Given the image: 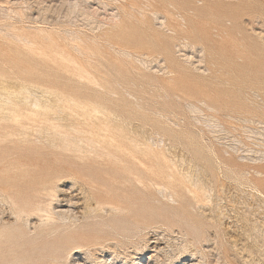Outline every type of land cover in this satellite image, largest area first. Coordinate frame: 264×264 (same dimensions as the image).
Returning a JSON list of instances; mask_svg holds the SVG:
<instances>
[{
    "label": "rangeland",
    "instance_id": "1",
    "mask_svg": "<svg viewBox=\"0 0 264 264\" xmlns=\"http://www.w3.org/2000/svg\"><path fill=\"white\" fill-rule=\"evenodd\" d=\"M125 1L0 0V85L24 83L83 103L104 102L143 132L163 178L158 185L145 181L125 188L105 174L107 166L100 164L105 159L50 147L34 132L29 143L20 144L13 124L0 123V225L13 226V185L22 192L14 196L18 201L33 198L24 193L28 186L52 181L62 190L56 199H78L79 188L88 190L86 174L98 182L93 193L104 201L112 195L116 201L107 202L123 209L116 213L103 204L100 215L106 219L77 221L61 238L68 242L90 233L114 239L100 253L83 249L96 253L100 263L116 258L114 264H264V0H198L204 22L196 43L185 47L186 41L162 26L164 9L153 2L156 9L139 4L142 22L131 19L115 27ZM119 31L132 37L126 44L130 56L114 42ZM55 52L82 64L89 60L97 87L55 63ZM40 201L47 207L50 199ZM37 220L31 217V228ZM114 243L118 246L111 249ZM9 244L13 239L0 246V264L13 258ZM23 248L17 257L33 251L31 245Z\"/></svg>",
    "mask_w": 264,
    "mask_h": 264
},
{
    "label": "bare ground",
    "instance_id": "2",
    "mask_svg": "<svg viewBox=\"0 0 264 264\" xmlns=\"http://www.w3.org/2000/svg\"><path fill=\"white\" fill-rule=\"evenodd\" d=\"M143 1H146L151 8L156 9L154 5L150 4V2H153L154 4H159L164 9L166 22L162 23V26L164 25L165 28L172 32V38L186 41V44L183 45L184 47L186 45L196 43L198 40L196 35V32L199 31L198 26H200V23L204 22L200 9L195 6V2L198 0H126L120 5L119 15L116 14L118 22L115 27L119 24L123 26L127 25L128 21L131 19L137 20V23L142 22L139 20L138 15H140L141 20L145 19V16L141 13L139 6V4ZM186 13H192L193 18H196V21H194L189 15L188 17H185ZM209 19H218V17H216V15H210ZM113 20L114 19H112V21ZM216 29L218 34L219 32L223 33L225 31L223 25H218ZM113 39L115 44L120 46L119 49L122 53L126 55L128 53L126 44L132 41V37L119 31V33L115 34ZM47 40L50 39L47 38ZM127 56H130V54H127ZM53 61L55 63L59 62L64 64L65 69H69L68 72L79 81H84L85 83L93 86L98 85L92 73L87 68V63L90 62L89 60L86 61L87 63L82 64L83 61L80 62L81 60L78 61L77 59H73L71 57L66 58L55 52V58ZM172 63L173 62L170 60L171 65ZM3 85H0V123L13 124V137H16V142L20 144L29 143L28 139L32 136V132H34L40 138H43L50 147L61 149L63 151H69L74 155L78 153L81 154L82 157H89L91 155L95 157L93 159L103 158L105 160H102L100 164L107 166V172H105V174L113 182L120 181L125 188L130 183L143 186L145 181H148L153 185H158L156 180L163 178V171L157 169V154L150 147H148L149 143L147 144L143 132L137 125L135 126L131 123H126L127 121L125 122L123 119H120L121 113L112 108H108L104 102L88 100L86 103H83L80 100L64 96L56 89H46V87L39 88L35 86L27 87L24 83H20V85L16 88L13 87V85L12 87H6ZM99 91H101V89ZM66 109L69 113L66 112ZM213 124L215 125V123H212V125ZM79 125L85 128L83 132L78 129L76 130V126ZM245 130L247 131V129ZM79 135L84 137H79ZM145 156L149 157V161L143 160ZM170 157L173 156L170 155ZM250 160L256 162L255 159ZM171 165L173 164L171 163ZM177 167L178 166H176V168ZM147 170L149 173H146ZM173 170L176 171L177 169L175 170L173 166ZM85 176L88 177V190L85 191L83 188H79L82 197L78 199H73L72 197L67 199L66 197H63L61 200H58V198L56 199V194L62 193V190L56 187L55 183L52 181V186L51 183L50 185H47L46 183L41 184L39 187L36 185L28 186L24 193H32L33 198L26 201H18L14 198V196L16 197V194L19 195L22 194V192L20 187L13 185V201L10 202V205L13 208L10 213L13 216H11L13 218V226L9 227L8 225H0V246L7 245V243L13 239V245L9 244V249L12 250L11 254L13 255V258L4 259L2 264H114L116 258H108V260L104 259L102 263H100L99 257L93 258L96 253L91 254L89 251L87 253H83L84 248H92L94 249V252H99L104 243L112 242L114 239L104 238L97 235L92 236L90 233H85L84 236L79 237L78 239H74L73 236H71L67 239L68 242H65V239L61 238L62 231L69 228L72 224L74 225L77 221H86L91 217H103V219H106L107 216L104 217L100 215V212L104 210V207H102L103 204H107V207H110V210L116 213L123 209L120 208L118 204L107 202V200H115L113 196L108 193L106 194L108 199H106V201L101 200L100 194L97 195L90 189L94 187L96 188V186L99 187L97 185L98 182L86 174ZM168 177L170 176L168 175ZM190 187L192 186L190 185ZM44 191H46L47 194L43 193ZM185 192H187V190ZM189 195L192 194L190 193ZM45 196L50 199L47 207H43L40 201L42 200V197ZM6 199L8 198H5L4 200ZM73 200H76L75 203H73ZM54 202L57 205L55 207L53 206ZM62 202L65 203L64 206L61 205ZM78 202L80 203V205H78L80 211H75L73 208H75ZM6 212L8 213V211ZM1 214L3 213H0V215ZM31 217H36L38 219V225H32V228L30 221ZM27 245L33 246V251L31 250L32 253L30 256L25 258L17 257L18 250H22V248ZM38 246H40L39 250H37ZM110 246L111 249H114V247L118 246V243L110 244ZM24 251L26 252V250ZM22 254H24V252ZM89 260H91V262L98 263H91Z\"/></svg>",
    "mask_w": 264,
    "mask_h": 264
}]
</instances>
